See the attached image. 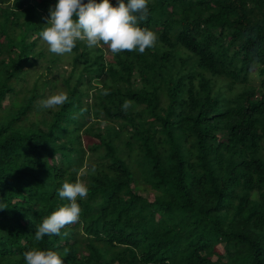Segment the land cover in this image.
<instances>
[{
    "label": "trees",
    "instance_id": "obj_1",
    "mask_svg": "<svg viewBox=\"0 0 264 264\" xmlns=\"http://www.w3.org/2000/svg\"><path fill=\"white\" fill-rule=\"evenodd\" d=\"M57 3L0 0V264H264V0H149L154 48L66 58ZM78 174L79 222L36 241Z\"/></svg>",
    "mask_w": 264,
    "mask_h": 264
},
{
    "label": "clouds",
    "instance_id": "obj_2",
    "mask_svg": "<svg viewBox=\"0 0 264 264\" xmlns=\"http://www.w3.org/2000/svg\"><path fill=\"white\" fill-rule=\"evenodd\" d=\"M149 0H117L113 6L110 0H58L50 9V19L39 32L49 52L58 55L71 54L79 42H86L89 48L107 46L112 54L137 51L144 54L146 49L154 48L159 41L158 35L140 21L146 20ZM105 95L108 93L105 92ZM69 97L66 92L54 94L42 101V107L52 109L64 105ZM133 104L125 100V111ZM96 168L92 166L91 173ZM89 188L79 178L74 183L65 181L58 190V196L68 203L59 207L36 225L35 240L45 236L61 235L66 226L78 223L82 215L79 200L87 198ZM3 208V207H0ZM64 232V235H67ZM25 264H64L58 251L33 248L24 254Z\"/></svg>",
    "mask_w": 264,
    "mask_h": 264
},
{
    "label": "rangeland",
    "instance_id": "obj_3",
    "mask_svg": "<svg viewBox=\"0 0 264 264\" xmlns=\"http://www.w3.org/2000/svg\"><path fill=\"white\" fill-rule=\"evenodd\" d=\"M42 45L45 46V47H48V45H47L45 42H43V41H42ZM62 56L66 58V57H67V54L62 55ZM63 61H64V60H62V61L60 62V64L62 63V66H63V67L61 66V70H62V72H63L62 74H64L65 76H67V75H68V71H67V70H68V65H67L66 63H64ZM40 71H42L41 68H39V70L34 74V76H35L38 72H40ZM66 71H67V72H66ZM252 74H253V72H252ZM256 79H257L256 77L253 78L254 81H256ZM59 84L61 85V82H60Z\"/></svg>",
    "mask_w": 264,
    "mask_h": 264
}]
</instances>
